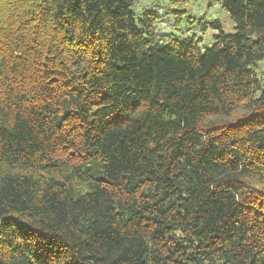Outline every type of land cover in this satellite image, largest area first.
<instances>
[{
  "label": "trees",
  "instance_id": "obj_1",
  "mask_svg": "<svg viewBox=\"0 0 264 264\" xmlns=\"http://www.w3.org/2000/svg\"><path fill=\"white\" fill-rule=\"evenodd\" d=\"M213 1L201 50L135 0H0V264H264V0Z\"/></svg>",
  "mask_w": 264,
  "mask_h": 264
},
{
  "label": "rangeland",
  "instance_id": "obj_2",
  "mask_svg": "<svg viewBox=\"0 0 264 264\" xmlns=\"http://www.w3.org/2000/svg\"><path fill=\"white\" fill-rule=\"evenodd\" d=\"M135 11L143 7L154 6L166 18L163 22L155 23V30L170 32L181 36L200 38L199 48L210 46L212 36L218 33L217 29L208 26V22L219 20L224 32H232L233 23L227 14L218 8L213 0H135Z\"/></svg>",
  "mask_w": 264,
  "mask_h": 264
}]
</instances>
